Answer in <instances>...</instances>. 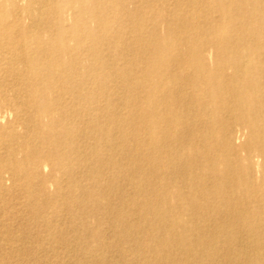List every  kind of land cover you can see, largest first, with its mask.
Wrapping results in <instances>:
<instances>
[{"label": "bare ground", "instance_id": "obj_1", "mask_svg": "<svg viewBox=\"0 0 264 264\" xmlns=\"http://www.w3.org/2000/svg\"><path fill=\"white\" fill-rule=\"evenodd\" d=\"M16 198L0 264H264V0H0Z\"/></svg>", "mask_w": 264, "mask_h": 264}, {"label": "rangeland", "instance_id": "obj_2", "mask_svg": "<svg viewBox=\"0 0 264 264\" xmlns=\"http://www.w3.org/2000/svg\"><path fill=\"white\" fill-rule=\"evenodd\" d=\"M11 1H15V0H11ZM24 1V2H23ZM19 2L21 3V5H24L27 0H19ZM24 3V4H23ZM79 8H74L73 9V12H77ZM80 10V9H79ZM30 22V21H29ZM27 24H28V21H27ZM6 122H9V119L6 121ZM5 122V123H6ZM4 123V124H5ZM11 123V122H10ZM9 123V124H10ZM9 124H6V125H9ZM20 200L19 199H13V200H10L7 204V206L9 207H13V209L10 210V214H6L3 210V205H0V227L3 225V226H7V227H11L12 230H13V237L15 239H17L18 237H20L22 235V232H23V226L27 225L28 227H34V225L32 223H25V224H22L21 221H17V220H14L12 218V215H15L18 217L21 216V205H20ZM22 211L24 212V209L22 208ZM26 226V227H27ZM65 239L68 241V240H71L72 239V235L67 232L65 233L64 235ZM2 240V238L0 237V241ZM30 242H32V239H28V240H25V245L29 246ZM5 244V243H4ZM12 246H15V247H19V243L13 241V244ZM32 247H37L36 245H33ZM7 249L8 250V247L7 246H3L1 243H0V251L1 249ZM44 258H40L41 259V264H45L46 262H49V261H53V262H57L58 260V256H57V253H55L54 251H52L51 249H47V250H44L42 252H38V256H42ZM26 261H32L33 260V256L32 255H27L26 256ZM14 261H17V258L14 259ZM5 264H12L11 260L7 261ZM32 264V263H30Z\"/></svg>", "mask_w": 264, "mask_h": 264}]
</instances>
